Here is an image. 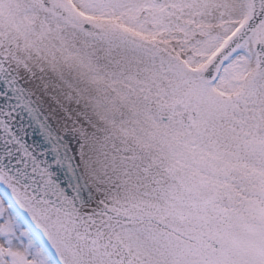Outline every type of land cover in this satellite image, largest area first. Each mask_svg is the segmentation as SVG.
I'll return each mask as SVG.
<instances>
[{
    "label": "snow or ice",
    "instance_id": "obj_1",
    "mask_svg": "<svg viewBox=\"0 0 264 264\" xmlns=\"http://www.w3.org/2000/svg\"><path fill=\"white\" fill-rule=\"evenodd\" d=\"M0 264H264V0H0Z\"/></svg>",
    "mask_w": 264,
    "mask_h": 264
}]
</instances>
